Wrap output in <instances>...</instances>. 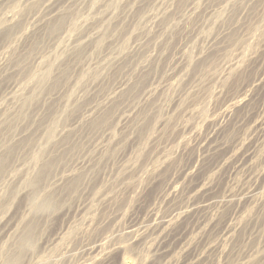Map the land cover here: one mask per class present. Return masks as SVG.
Listing matches in <instances>:
<instances>
[{"label":"rangeland","instance_id":"obj_1","mask_svg":"<svg viewBox=\"0 0 264 264\" xmlns=\"http://www.w3.org/2000/svg\"><path fill=\"white\" fill-rule=\"evenodd\" d=\"M256 53L255 62L237 74ZM251 81L260 85L246 108L222 119L227 102ZM0 106V264L11 258L35 264L60 256L63 247L69 264H174L186 248L205 252L197 237L218 213V201L230 195L246 201L232 223L253 217L252 227L231 245L219 224L206 244L228 247L229 257L212 252L194 264H264V0H0ZM184 125L189 129L175 132ZM132 135L138 144L118 165L141 159L144 145L156 136L145 168H163L155 185L143 193L145 178L129 181V194L103 205L94 195L81 204L70 196L64 207L80 210L70 220L69 236L58 234L60 221L42 228L41 183L51 186L56 175L68 173L96 176L100 161L130 148ZM111 138L122 140L116 149L109 148ZM218 144L252 158L211 171L207 155ZM183 145L189 153L163 166ZM196 165L205 172L189 177ZM109 168L107 174L114 169ZM204 173L205 183L221 178L201 212L202 201L192 203L184 190ZM258 173L263 180L256 185ZM9 174L11 180L4 181ZM111 182L108 175L99 181ZM167 189L180 193L168 205ZM178 215L184 216L170 235L175 248L169 258L157 259L169 241L164 228H152ZM93 217L106 225L73 240V232ZM100 239L104 247L92 251Z\"/></svg>","mask_w":264,"mask_h":264},{"label":"bare ground","instance_id":"obj_2","mask_svg":"<svg viewBox=\"0 0 264 264\" xmlns=\"http://www.w3.org/2000/svg\"><path fill=\"white\" fill-rule=\"evenodd\" d=\"M262 1V0H260ZM244 8V7H243ZM243 29V28H242ZM241 29V31H242ZM214 49V48H213ZM210 53V52H209ZM257 54L250 57L246 62H244L241 66H239L236 70L237 74L240 71H245L247 67H249L252 62H255ZM209 56V55H208ZM210 57V56H209ZM207 57V58H209ZM203 59V58H202ZM198 60H196L197 62ZM207 61V60H206ZM205 62V61H204ZM199 63V62H198ZM254 64V63H253ZM21 65V64H20ZM185 65V64H184ZM147 67V66H146ZM180 69V68H179ZM179 72V71H178ZM192 72V71H191ZM226 74V73H225ZM231 74L226 76V79L228 78V76H230ZM224 75H221L219 78H224ZM230 78V77H229ZM225 79V80H226ZM50 80V79H49ZM186 81V80H185ZM192 81V80H191ZM189 82V80H188ZM252 82V81H251ZM247 83V82H246ZM260 85L259 81H254L252 83H247L242 85V94L241 96L234 98L232 100H229L227 102L228 104V108L226 109L225 113L222 116V119H230V118H234L235 113L246 108L247 104L249 103L248 101L250 100L249 98H253L255 95V92H257L258 87ZM227 86V85H226ZM250 89V90H249ZM253 91V93H251ZM184 92V91H183ZM200 93V92H199ZM239 93V92H238ZM222 95V92L219 93V96ZM117 97V96H116ZM231 98V97H230ZM251 101V100H250ZM174 103V102H173ZM106 105V104H105ZM176 105H172L171 108H174ZM106 108V107H105ZM1 106H0V112H1ZM105 110V109H104ZM172 110V109H171ZM104 112V111H103ZM101 118V117H100ZM219 121V120H218ZM228 122V121H227ZM172 123V122H171ZM175 123V122H174ZM181 125V124H180ZM109 126V125H108ZM162 126V125H161ZM178 127V126H177ZM180 127V126H179ZM107 129V128H106ZM189 129V125H184L181 126L180 128L176 129L177 131L175 132H185L186 130ZM110 131V130H109ZM216 131V130H215ZM220 131V130H219ZM105 132V131H104ZM103 132V133H104ZM110 134V133H109ZM198 134V133H196ZM220 135V134H219ZM177 136V135H176ZM156 137V136H154ZM153 136L149 138L148 142L146 145H144L143 149H142V157L141 159H137V161H135V163L130 164V165H118V163H122L123 160L127 157V155L135 148V146L138 144L137 139L135 138L134 135H132L128 140V142L130 143V148L128 149H123L122 151L119 152L118 156L116 157H106L104 160L100 161L99 163V171L98 174L95 176L93 174L87 175H77V174H73V173H68V174H63L61 175L59 178L56 175V177H54L52 179V183L51 186H48L47 184H43L41 183L40 188L38 189V194L37 196L41 197L43 195V199L41 201V203L38 205L40 208V216L38 217L37 221L39 220V224L40 226L43 228L44 226H49L51 223H54L56 221H60L63 222L60 225V228L57 229V232H59L58 234L62 235H66L69 236V230L71 229V225L70 220L72 219V217H74V213L75 211H78L80 209H74L71 207L65 208V201L70 197V196H75V199L77 203H80L81 201L83 202L82 199H88L90 196L94 195L95 197H97L99 199V203L101 205L106 204L108 202H110V200L113 199L114 196H117L120 193H130L132 191V188L130 187L129 181L132 180H138L141 177L145 178L148 181V185H146L143 188V193L148 190L149 188H151L152 186L155 185L156 181L159 179L158 177H160V172H161V168L162 167H158L157 169H145L147 167V164L149 163L147 161V159L149 157H151L154 153V148H153V141L154 138ZM15 138V137H14ZM174 138V137H173ZM199 138V137H198ZM212 138V137H211ZM25 139V138H24ZM110 140V139H109ZM121 139L118 138H111V142L109 143L110 146L109 148H117L120 144H121ZM129 145V144H128ZM60 146V145H59ZM106 147V146H105ZM3 145L0 144V158L4 155L3 152ZM211 150L209 151V155H211V160L209 161V170L211 171H221L222 169H225V167L229 164H231L230 162L232 160H235L238 163H247L252 156L247 155L246 153L242 154V155H238L236 154V152H234L231 147L224 145V144H218V146H215L213 148H210ZM105 150V149H104ZM243 150V149H242ZM102 151V150H101ZM175 151V150H174ZM189 146L188 145H183L181 147H179L176 152L174 153V157L172 158H167L166 161L163 162V166H167V165H171L177 158L179 157H183L186 156V154H188L189 152ZM247 151V150H245ZM243 151V152H245ZM27 152V151H26ZM9 153V152H8ZM48 153V151H47ZM205 153V152H204ZM252 153V152H251ZM23 155V154H22ZM21 155V156H22ZM255 156V155H254ZM52 157V156H51ZM50 157V158H51ZM54 157V156H53ZM200 157V156H199ZM210 157V156H209ZM20 155L18 156L17 161L19 160ZM102 159V158H101ZM153 159V158H152ZM1 160V159H0ZM51 160H54L51 158ZM91 160V159H90ZM149 160V159H148ZM260 160V159H259ZM104 161V163H102ZM118 161V162H117ZM197 161V160H195ZM1 162V161H0ZM49 161L47 160V165H49L48 163ZM53 162V161H52ZM85 162V161H84ZM234 162V161H233ZM232 162V163H233ZM44 163V162H43ZM55 163V162H54ZM87 163V162H86ZM85 163V164H86ZM1 164V163H0ZM52 164V163H51ZM56 164V163H55ZM235 164V163H234ZM46 165V164H44ZM43 165V166H44ZM84 165V164H83ZM96 165V164H95ZM101 165V166H100ZM113 166L114 169L110 172V174L106 173V170L109 168V166ZM118 165V166H117ZM200 165V164H199ZM245 164H243L244 166ZM42 166V167H43ZM93 166V165H92ZM162 166V165H161ZM89 167V166H88ZM94 167V166H93ZM196 167V171H189V177L191 175H199L201 172H203V168L202 165L201 166H195ZM229 167V166H228ZM55 168V167H54ZM86 168V167H85ZM111 169V168H109ZM163 169V168H162ZM165 169V168H164ZM44 170V169H43ZM54 170V169H53ZM59 170V169H58ZM182 170V169H180ZM208 170V171H209ZM230 170V169H229ZM55 171L57 172V169L55 168ZM37 172V171H35ZM180 172V171H179ZM205 172V171H204ZM42 172H40L41 174ZM222 173V172H221ZM260 173V172H259ZM255 176V184L257 185L259 182H261L263 180V176L262 174H259ZM162 174V173H161ZM10 175V174H9ZM7 176L6 178H4V181L6 179L9 178V180H11V175ZM110 176L112 179H114V182H111L110 184H105L104 186H102L99 181L101 180V176ZM205 173L203 175H201L197 180H195L194 182H190V184H188L185 187L184 192L189 196V199L192 203L194 202H200V200L202 201L200 204V209L201 212H203L205 210V208L211 204V201L214 197V194L216 193L217 189H218V180L221 178L218 177L217 179H213L211 182L205 183ZM40 176V175H39ZM38 176V177H39ZM54 176V174H53ZM52 176V177H53ZM44 177V176H41ZM192 178V177H191ZM224 178V177H223ZM37 179V178H36ZM42 179V178H41ZM100 179V180H99ZM106 179V178H105ZM167 179V178H166ZM33 180V179H32ZM136 180V181H137ZM37 181V180H36ZM42 182V181H40ZM91 182H94L91 185ZM135 182V181H134ZM102 186V189L99 192H95V189L99 188V184ZM143 183V182H142ZM31 184H33L31 182ZM37 184V182H36ZM261 184V183H260ZM35 185V182H34ZM33 185V191L35 192L37 191V189L35 190ZM77 185V187H76ZM141 185V184H140ZM172 185V184H171ZM17 186V185H16ZM37 186V185H35ZM51 187V188H50ZM133 187V186H132ZM138 187V186H137ZM169 188V187H168ZM255 188V187H254ZM31 189V188H30ZM77 189V191H76ZM35 190V191H34ZM168 190V189H167ZM258 190V189H257ZM170 190H168V192H166V204H171L176 197L180 194L178 190H173L171 192H169ZM36 193V192H35ZM95 193V194H94ZM23 194V193H22ZM28 194V193H26ZM24 194V195H26ZM33 194V193H32ZM251 194V193H250ZM28 196V195H26ZM30 196V195H29ZM33 196V195H32ZM250 196V195H249ZM35 198V196H33ZM247 197V194H246ZM31 198V197H30ZM33 198V199H34ZM54 198H56L57 200H54ZM59 198H61L59 200ZM74 198V197H73ZM82 198V199H81ZM36 199V198H35ZM70 199V198H69ZM163 199V198H162ZM29 200V198H28ZM247 200V199H246ZM252 200V199H251ZM30 201V200H29ZM34 201V200H33ZM40 201V200H39ZM62 202V204H60V202ZM59 202V203H58ZM75 202V203H76ZM81 202V203H82ZM219 203V211L218 213L211 218L210 220H208V222L206 223V225L203 227L202 232L200 233V236L197 237L198 239V244H204L206 245V250L204 253H202L201 251L198 252L197 248H195L194 250H190L189 248H186L185 251H183V255L174 262V264H194V261L197 262L199 261L201 258H205L206 254L208 253H212V252H216L219 253L218 255H221V257L223 258H228L231 251L226 248H223L220 244H215V245H207L206 244V238L207 235L212 233L213 231L216 230V228L218 226H220L219 224L223 223L222 225V231L224 233V235H226V241L229 242L231 245L234 244L237 240V237L244 231H246L248 228H250V226L253 223L254 218L253 217H249L248 219H246L244 222H240V223H232L233 219H231V217L235 216L238 217L241 215L242 210L244 209V204H245V199H239V200H235L234 198H232V196L230 195V197H226L223 198L221 201H218ZM248 202V201H247ZM80 203V204H81ZM58 204V207H57ZM56 205V206H55ZM62 205V207L60 206ZM74 205V204H73ZM192 206V204H190ZM55 206V207H52ZM194 206V205H193ZM189 207V206H188ZM37 209V208H35ZM42 210V211H41ZM230 211V215L231 216H227L224 217L223 214L225 213V211ZM38 211V210H37ZM80 212V211H79ZM185 212V211H184ZM194 213V212H193ZM199 213V212H197ZM35 214V213H34ZM188 214V213H187ZM191 214V213H190ZM38 215V214H37ZM171 215V214H170ZM85 216V215H84ZM172 216V215H171ZM176 216V215H175ZM174 216V217H175ZM184 216V215H182ZM181 215H178L177 218L174 217H170L168 219L162 220L160 222H157L154 224L152 230L156 231L158 229H162L164 228L166 230V241L168 240L169 242L166 245V254L160 256L159 258L157 257V259H167L170 257L171 253L173 252L175 246H173V240H175L174 238H171V232L173 230V228L175 227L176 222L179 221V219L182 218ZM252 216V215H251ZM188 219V218H187ZM63 220V221H62ZM101 220V219H100ZM115 220V219H114ZM198 220V219H197ZM187 221V220H186ZM189 221V220H188ZM180 222V221H179ZM200 222V221H199ZM37 224V223H36ZM37 224V225H39ZM182 224V223H181ZM80 225V224H79ZM105 226L106 224H104V221L102 219L101 223L99 222V219L96 217L91 218L87 225L85 224V228H82V231L76 230L74 233V238L73 240H76V238H85V234H90L92 232H95L98 228H100L101 226ZM27 226V225H25ZM53 226V224H52ZM51 226V227H52ZM152 226V225H151ZM35 227V225H34ZM33 227V228H34ZM179 227V226H178ZM252 227V226H251ZM46 228V227H45ZM54 228V226L52 227ZM29 229V228H28ZM39 229V228H38ZM151 229V228H150ZM179 229V228H178ZM182 229V228H181ZM33 230V229H31ZM46 230V229H45ZM54 230V229H53ZM52 230V231H53ZM100 230V229H99ZM184 230V229H183ZM26 231V230H25ZM30 231V229H29ZM34 231V230H33ZM23 232V231H22ZM28 232V231H27ZM31 232V231H30ZM29 232V234H31ZM67 232V233H66ZM99 232V231H98ZM131 232V231H130ZM175 232V231H174ZM26 233V232H25ZM48 233V232H46ZM53 233V232H52ZM133 233V232H132ZM158 233V232H157ZM57 233H55L54 235H58ZM42 235V234H41ZM50 236V234H48ZM47 235V239L51 238L48 237ZM53 235V238L55 237ZM73 235V234H72ZM71 235V236H72ZM102 235V234H101ZM99 235V236H101ZM28 236V234H27ZM26 236V237H27ZM90 236V235H89ZM172 236V235H171ZM46 237V236H45ZM59 237V236H58ZM61 237V236H60ZM66 237V236H64ZM87 237V235H86ZM179 237V236H178ZM224 237V236H223ZM29 238V237H28ZM25 238V239H28ZM51 238V239H53ZM63 238V237H62ZM69 238V237H68ZM82 238V239H83ZM176 238V237H175ZM46 239V240H47ZM50 239V240H51ZM67 239V238H66ZM88 239V238H87ZM30 240V239H29ZM55 240V239H54ZM58 240V239H57ZM69 240V239H68ZM79 240V239H78ZM85 240V239H84ZM177 240V239H176ZM40 241L44 242V237L41 236ZM60 242H62V239L59 240ZM56 241V242H59ZM67 241V240H66ZM22 242V241H21ZM65 242V241H64ZM68 242V241H67ZM70 242V240H69ZM72 242V241H71ZM78 242V241H77ZM94 242V247L92 249V251H95V249L99 248H103L104 244L102 243V240L100 239L98 244L95 245L96 241ZM158 242V241H157ZM223 242V241H222ZM35 243V242H34ZM47 243L48 240H47ZM46 243V244H47ZM63 243V242H62ZM177 243V242H176ZM179 243H181V241H179ZM43 244V243H42ZM53 244V243H52ZM65 244V243H64ZM193 244V243H192ZM196 244V243H195ZM32 245V244H31ZM50 245V244H49ZM57 247H60L57 244H55ZM68 246V244H65ZM194 245V244H193ZM45 246V245H44ZM48 247V245H47ZM52 247V245H51ZM70 247V246H69ZM73 247V246H72ZM70 247V248H72ZM196 247V246H195ZM20 248V247H19ZM54 248V245H53ZM52 248V249H53ZM62 248V247H61ZM65 248V249H64ZM68 248V247H67ZM67 248L63 247V250L65 252H60V256H57L55 258L51 257L50 259H43V261H40L38 259V262L35 261V264H69V262L71 261L69 256L66 254L67 253ZM74 248V247H73ZM199 248V247H198ZM16 249V248H15ZM56 249V247H55ZM54 249V250H55ZM89 249V248H88ZM22 250V249H21ZM46 250L45 248H43L42 251ZM58 250H60V248H58ZM56 249V251H58ZM70 252L72 251L71 249H69ZM159 250V248H158ZM176 250V249H175ZM188 250V251H187ZM199 250V249H198ZM90 251V250H89ZM91 251V252H92ZM23 252V251H22ZM21 252V253H22ZM69 252V253H70ZM73 252V251H72ZM71 252V253H72ZM12 253V252H11ZM41 253V252H40ZM39 253V254H40ZM68 253V254H69ZM157 253V252H156ZM18 254V253H17ZM73 254V253H72ZM71 254V255H72ZM158 254V253H157ZM21 255V254H19ZM159 255V254H158ZM181 255V254H180ZM14 256V255H13ZM16 256V255H15ZM32 256V253H31ZM73 256V255H72ZM71 256V257H72ZM157 256V255H156ZM12 257V255H11ZM19 257V256H18ZM21 257V256H20ZM30 257V256H28ZM27 257V258H28ZM74 257V256H73ZM32 258V257H31ZM16 259V258H15ZM19 259V258H18ZM172 259V258H171ZM8 264H16V260L14 262V259H10L8 260ZM23 261V260H22ZM19 264H33L34 260L32 262L31 259H29L28 261H24ZM71 263V262H70ZM154 263V262H153ZM152 263V264H153ZM156 263V262H155ZM7 264V263H6ZM173 264V263H172Z\"/></svg>","mask_w":264,"mask_h":264}]
</instances>
